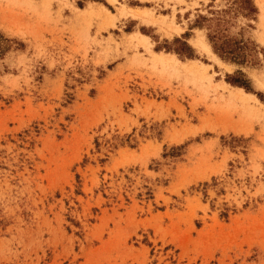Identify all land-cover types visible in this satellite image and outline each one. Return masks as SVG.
Returning a JSON list of instances; mask_svg holds the SVG:
<instances>
[{
    "label": "rangeland",
    "instance_id": "obj_1",
    "mask_svg": "<svg viewBox=\"0 0 264 264\" xmlns=\"http://www.w3.org/2000/svg\"><path fill=\"white\" fill-rule=\"evenodd\" d=\"M252 1L0 0V264H264Z\"/></svg>",
    "mask_w": 264,
    "mask_h": 264
},
{
    "label": "trees",
    "instance_id": "obj_2",
    "mask_svg": "<svg viewBox=\"0 0 264 264\" xmlns=\"http://www.w3.org/2000/svg\"><path fill=\"white\" fill-rule=\"evenodd\" d=\"M239 4L245 8L246 15H252L257 10L253 4L252 0H238ZM203 20L207 19L205 17H201ZM210 20H217V26L219 25V22L221 18H211ZM197 26L202 27L203 24L197 23ZM208 38L210 41V44L212 46L213 51L223 60L229 61V62H236L238 64H243L246 62L244 54H241L243 50V44L239 45L238 43L231 44L229 41H226L222 39L221 36V30L219 28H215L213 30V33L210 31L208 33ZM178 41V40H177ZM192 56V55H190ZM232 84L242 86L245 89H249L247 86V82L245 79L240 78L239 76L233 77L228 80Z\"/></svg>",
    "mask_w": 264,
    "mask_h": 264
},
{
    "label": "bare ground",
    "instance_id": "obj_3",
    "mask_svg": "<svg viewBox=\"0 0 264 264\" xmlns=\"http://www.w3.org/2000/svg\"><path fill=\"white\" fill-rule=\"evenodd\" d=\"M205 43V42H204ZM205 45H207V44H205ZM207 47V49H209V46L207 45L206 46ZM210 50V49H209ZM217 58V57H216ZM238 90H241V88H238ZM245 93V92H244Z\"/></svg>",
    "mask_w": 264,
    "mask_h": 264
}]
</instances>
